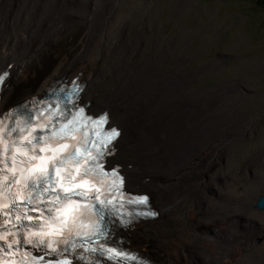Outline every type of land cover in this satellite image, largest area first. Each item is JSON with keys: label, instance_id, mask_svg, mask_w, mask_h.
Segmentation results:
<instances>
[{"label": "bare ground", "instance_id": "1", "mask_svg": "<svg viewBox=\"0 0 264 264\" xmlns=\"http://www.w3.org/2000/svg\"><path fill=\"white\" fill-rule=\"evenodd\" d=\"M43 1L33 3L32 0L33 11L27 12V22H20L19 19L9 24L0 15V71L9 64L13 65L8 87L3 92L4 107L43 91L52 79L66 76L71 80L78 73L82 74L80 81L87 85L82 99L90 103V109L95 113L108 110L110 124L118 125L123 130L117 143L118 152L111 161L123 165L128 187L148 192L153 207L159 211L157 220L141 223L129 232L131 246L142 245V253L151 257L152 252L158 253L165 248L163 244L166 240L176 239L178 246L172 250L164 249L157 257L159 264H198L194 256L198 252L193 246L206 240L205 236L208 239L207 247L218 243L227 245V241L232 239L231 232L239 229L238 213L245 215L249 224H254V219L258 217L248 214V210L261 194L264 195V188H259L257 183L252 186L255 191L249 190L247 198L239 199L232 179L225 178L227 186L221 195L218 194L224 191L222 179L213 175L211 179L204 180L210 167L217 163L230 166L236 159L232 145L228 146V141L234 142L233 139L215 135L217 123L211 118L213 116L208 121L204 120L203 128L196 130L190 127L182 132L186 125V109L184 104L179 101L175 104L174 100H177L175 98L183 88L180 84H169L174 77L158 74L149 84L143 85V89H138L137 86L154 70L150 63L131 67L122 61L117 64L108 60L113 51L119 49L115 42L119 33L128 29L118 17L113 16L114 11L109 3L105 0H45V9L41 10ZM60 1L70 2V7L75 1L85 3L83 7L80 6V13L74 12L81 25L76 24L78 18L68 16L70 11L62 20L64 10L60 7ZM101 8L109 13L102 14ZM6 12L10 11L6 9ZM32 12L42 14V20L32 24ZM52 16L54 23L65 24L64 35L52 36L57 31L52 27L49 34H43V20ZM39 59L42 60L41 64L38 63ZM163 70L158 69L159 73ZM127 72L130 74L121 80V74ZM197 109L192 110L196 112ZM159 129L164 130L158 133ZM209 163L216 164L208 166ZM230 168L226 169L231 171ZM212 186L216 189L210 190ZM207 204L211 213L219 217L212 224L218 231L215 235L211 233L209 238L201 233V230L204 233L206 230L198 227L201 217L205 218L204 206ZM172 218L178 227L171 226ZM218 222L226 226L224 230L216 225ZM182 249L193 257L186 260L183 256L175 261L173 255L171 259L170 254L182 252ZM242 253L241 249L236 254L226 255V259Z\"/></svg>", "mask_w": 264, "mask_h": 264}, {"label": "rangeland", "instance_id": "2", "mask_svg": "<svg viewBox=\"0 0 264 264\" xmlns=\"http://www.w3.org/2000/svg\"><path fill=\"white\" fill-rule=\"evenodd\" d=\"M12 1L14 0H0L2 20L9 24L19 19L20 22H27L28 13L33 11L31 9L32 0ZM37 1L33 0V3ZM105 1L113 9V16L115 15L120 22L128 26L125 32L119 33L115 41L116 44L118 43L119 49H115L108 60L117 64L122 61L128 66L131 65V67L150 63L154 70L146 80L137 86L138 89L145 84H149L156 78V75L159 76L158 74H169L174 77L175 81L173 80L169 84H180L183 88L175 98L177 100H174L175 104L177 101L184 104L186 109V115L184 116L186 125L185 130H182V132L188 131L190 127L196 128V130L200 129V127L203 128L205 126L204 120L208 121V118L213 116L211 118L215 119L217 123L215 135H222L227 137L228 140L233 139L234 142L228 141V146L232 145L233 149H231L236 159L230 166L209 163L208 166L213 164H216V166L209 168V171L205 173L204 180L211 179L213 175L222 179L224 191L218 194L221 195L225 192V187L227 186L224 183L225 178L232 179L237 188V198L239 199L247 198V193L253 189L251 186L255 185L254 182L256 183L258 178L261 179L262 183L257 186L263 188L264 108L261 110V113H263V124L257 125L251 131L246 133L248 126H243L240 120L245 114L253 111L251 101L253 96L258 97L257 104L259 107L264 101V8L258 5L256 0ZM44 2L45 0L43 1V7L41 5V10L45 9L44 4L46 3ZM77 2L75 1L73 6L70 7V2L60 1V7L64 10L61 13L62 20L66 19L65 16L70 11L68 16L71 15L78 18L76 24L81 25L78 15L74 14V12L80 13V6L83 7L85 3L82 1ZM75 3L77 4L75 5ZM103 4L104 2L102 1ZM6 9L10 12L7 13ZM100 11L102 14L109 13L104 8H101ZM40 20H42V14L39 15L32 12L31 23L35 24ZM53 20V16L44 18L45 27L43 34H49L52 27L57 30L52 36L64 35L65 24H56ZM124 46H126L125 50L122 51ZM41 61L39 59L38 63L41 64ZM158 69L164 70L159 73ZM129 74L128 72L121 74V80ZM227 78L229 79L228 83H231V79L234 78V87L229 88V91L230 94L234 95L235 108L232 104V99H228L225 104L228 90L227 87L223 88L221 86L220 80L226 81L228 80ZM220 88L221 91L219 92ZM256 92L258 94H255ZM220 94L222 98H220ZM219 100H222V104L219 103ZM196 107L198 108L197 111L193 112L192 109H196ZM235 109L238 111L236 118ZM192 119L196 120L193 121ZM216 123L212 124L215 125ZM241 127L243 130L240 129ZM167 128L171 127H165V129ZM233 129L237 138L236 141ZM253 129H257L256 135L253 134ZM162 130L164 129H159L157 132L159 133ZM229 167H231V171L226 169ZM256 177L257 179H255ZM211 189H216V187L212 186ZM254 199H256V196H254ZM207 206L208 204L204 206L205 214L203 215H205V218L201 217L198 227L200 229L204 228L206 233L203 231L201 233L208 235L209 238L211 233L208 231L210 229L215 230L212 224L216 223L219 217L212 214ZM248 211V214L258 217L254 219L255 223L250 225H259L263 228L264 212H256L253 208ZM247 220L245 215L238 213V225L249 224ZM216 225H219L222 229L226 227L219 222ZM171 226L178 227L173 218ZM205 238L206 240L204 239V241H207L206 236ZM160 241L165 242L161 239ZM166 241L172 242L176 241V239ZM162 251L165 250L162 249ZM173 255L175 261H178L183 256H185L186 260L193 257L187 255L183 249L182 252L170 254L171 258Z\"/></svg>", "mask_w": 264, "mask_h": 264}, {"label": "snow or ice", "instance_id": "3", "mask_svg": "<svg viewBox=\"0 0 264 264\" xmlns=\"http://www.w3.org/2000/svg\"><path fill=\"white\" fill-rule=\"evenodd\" d=\"M4 78L0 75V83ZM79 90L73 87L64 93L55 108L49 105L35 114V118L30 113L26 120H14L11 128L7 124L0 128V241L3 242L0 243V253L3 254L0 264H9V256L18 257L11 264H29V258L31 264H41L44 257H32L30 251H22L25 245L39 248L46 255L61 256L92 242L93 236L97 239L103 237L100 224L104 223L105 210L111 215L115 209L114 201L118 196L123 198L119 191L123 179L116 171L105 172L98 162L119 132L112 129L99 144L89 137L88 125L99 137L100 130L108 122L107 114L93 120L85 117L84 109L80 108L71 119H67L71 110H61V104L71 103L73 96L78 97ZM58 117H64L65 122ZM13 133L16 134L14 138ZM113 192L115 195L109 199L106 193ZM127 202L146 204L147 199H129ZM41 204L43 209L38 207ZM33 205L37 207H31ZM120 207L123 208V203ZM29 211L40 215L33 217L28 215ZM86 214L95 215L96 221L85 223L82 217ZM25 220L32 223L25 224ZM33 228L37 230L33 231ZM59 245L65 247L61 249ZM84 250L95 252L97 249ZM105 251L110 259L120 255L100 249L101 254ZM44 264L52 262L45 261ZM55 264L71 262L61 259Z\"/></svg>", "mask_w": 264, "mask_h": 264}, {"label": "flooded vegetation", "instance_id": "4", "mask_svg": "<svg viewBox=\"0 0 264 264\" xmlns=\"http://www.w3.org/2000/svg\"><path fill=\"white\" fill-rule=\"evenodd\" d=\"M255 94H258V93L256 92ZM257 100H259L257 96H253L251 98L253 111H251V113L248 114L249 121L246 123V126H248L246 133L251 131V129L255 128L257 125L259 126V125L263 124V113H261V110L264 108V101L261 103V105L259 107L257 104L258 103ZM262 104H263V106H262ZM260 130H261V128H260ZM256 132H257V129H253V134L256 135ZM238 228H239L238 230L231 232L232 239L227 241V245H221L218 243L215 246H208L207 247V245H206L207 241L206 242L200 241L198 245L193 246L195 249H197L196 252H198V253H195V256H196L195 258H196L198 264H213V263L214 264H246V263L247 264H264V227L261 228L258 225H256V226H254V225H240V226H238ZM216 231H218V230H213L214 233ZM248 232H250V233H248ZM244 233H245V235H244ZM228 237H229V234H228ZM223 243H225V242H223ZM228 245H230V246H228ZM177 246H178V244L176 242L168 244V247H175L176 248ZM235 246L236 247L239 246V247L236 248ZM159 249H160V247H159ZM208 249H210V250H208ZM241 249L243 251L242 254H239L237 256L227 257V259H230V261L227 262L226 255H231L233 253L236 254L237 251H241ZM156 253L152 252V259L155 262H159V259L157 257L160 255V253H162V251L159 250L158 253L157 254ZM205 253H207V254H205ZM194 264H196V263H194Z\"/></svg>", "mask_w": 264, "mask_h": 264}, {"label": "water", "instance_id": "5", "mask_svg": "<svg viewBox=\"0 0 264 264\" xmlns=\"http://www.w3.org/2000/svg\"><path fill=\"white\" fill-rule=\"evenodd\" d=\"M253 208H254L255 210H257V211H260V212L264 211V196L260 197V198L256 201V203H255V205H254Z\"/></svg>", "mask_w": 264, "mask_h": 264}, {"label": "trees", "instance_id": "6", "mask_svg": "<svg viewBox=\"0 0 264 264\" xmlns=\"http://www.w3.org/2000/svg\"><path fill=\"white\" fill-rule=\"evenodd\" d=\"M258 5L264 8V0H256Z\"/></svg>", "mask_w": 264, "mask_h": 264}]
</instances>
